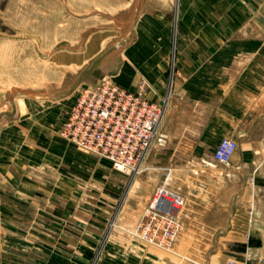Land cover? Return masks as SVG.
Wrapping results in <instances>:
<instances>
[{"label":"rangeland","instance_id":"1","mask_svg":"<svg viewBox=\"0 0 264 264\" xmlns=\"http://www.w3.org/2000/svg\"><path fill=\"white\" fill-rule=\"evenodd\" d=\"M244 2L237 14L235 5L211 0L205 21L201 16L195 29L215 35L237 28L243 31L239 40L233 36L228 45L250 44V36L256 35L263 38L253 39L255 44L264 45V0ZM99 6L98 0H0V254L19 257L20 264H28L32 256L34 264L58 254L69 260L74 258L75 238L82 258L77 264H96L109 242L124 238L177 264H204L187 262L184 246L176 245L171 254L132 233L152 189L167 182L184 191L187 169L201 174L199 166H187L189 160L205 156L206 150L196 154L186 147L185 132L165 131L167 145L154 147L144 162L143 175H150L143 183L149 193L144 200L134 187L141 176L117 173L108 160L79 149L62 135L68 113L90 86L87 80L100 77L88 53L93 36L113 35L114 22ZM183 28L176 20L169 62L178 60L175 52L183 44ZM202 42L194 39L195 45ZM257 57L264 63V52ZM246 60H251L249 54L224 53L213 59ZM257 72L262 87L264 69ZM103 78L121 85L113 77ZM139 80L123 88L136 91ZM170 94L168 87L164 123ZM61 236L67 247L60 243Z\"/></svg>","mask_w":264,"mask_h":264},{"label":"crops","instance_id":"2","mask_svg":"<svg viewBox=\"0 0 264 264\" xmlns=\"http://www.w3.org/2000/svg\"><path fill=\"white\" fill-rule=\"evenodd\" d=\"M210 2L98 0L101 12L114 22L113 35L105 37L99 32L93 36L88 53L93 55L90 63L100 77L91 76L87 82L93 85L110 76L121 87L132 88L138 79L145 78L152 86L148 98L159 104H164L170 87L164 131H183L188 149L196 154L207 151L187 165L199 166L201 174L194 176L187 169L183 188L188 204L182 216L184 232L177 246H184L186 261L191 263L264 264V86L260 87L257 72L264 69V63L257 61L264 45L253 41L263 37L250 36V44L232 46L228 42L233 36L237 42L241 29L220 30L215 35L210 30L195 29L201 16L205 21V7ZM219 4L235 5L238 14V6L246 2L219 0ZM200 7L203 14L198 11ZM178 19L184 27L183 44L175 52L178 60L169 62ZM196 38L203 44L195 45ZM224 53L249 54L251 60L213 61L216 55ZM106 61H112L108 70L102 67ZM226 137H233L239 144L238 156L228 168L213 159L218 144ZM149 176L135 180L140 199L145 200L149 194L143 185ZM153 192L154 189L149 198ZM62 239L65 237H60V243L66 246ZM73 243L74 258L68 260L58 254L44 257L39 264L81 263L75 238ZM106 246L96 264H177L129 239L118 238ZM77 255L81 260H77ZM31 258L28 264L35 263L34 256ZM0 264H20V259L0 254Z\"/></svg>","mask_w":264,"mask_h":264},{"label":"built area","instance_id":"3","mask_svg":"<svg viewBox=\"0 0 264 264\" xmlns=\"http://www.w3.org/2000/svg\"><path fill=\"white\" fill-rule=\"evenodd\" d=\"M151 89L145 78L139 80L136 91L109 78L97 81L80 93L62 125V135L79 149L108 160L117 173L142 176L150 151L165 147L169 139L164 131L166 107L148 98ZM238 148L236 139L223 138L213 159L228 167ZM193 175L198 176L199 171ZM186 207L182 188L164 182L154 190L132 234L147 245L172 254L183 232Z\"/></svg>","mask_w":264,"mask_h":264},{"label":"bare ground","instance_id":"4","mask_svg":"<svg viewBox=\"0 0 264 264\" xmlns=\"http://www.w3.org/2000/svg\"><path fill=\"white\" fill-rule=\"evenodd\" d=\"M111 63H112V61H108V62L106 61V62H104L103 63V66H102L103 69L104 70H108L111 67V65H112Z\"/></svg>","mask_w":264,"mask_h":264}]
</instances>
